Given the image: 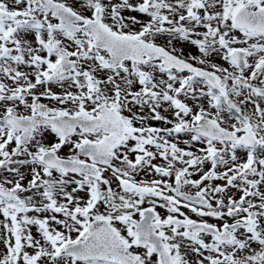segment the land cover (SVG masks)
<instances>
[{
    "label": "snow or ice",
    "instance_id": "obj_1",
    "mask_svg": "<svg viewBox=\"0 0 264 264\" xmlns=\"http://www.w3.org/2000/svg\"><path fill=\"white\" fill-rule=\"evenodd\" d=\"M0 264H264V0H0Z\"/></svg>",
    "mask_w": 264,
    "mask_h": 264
}]
</instances>
